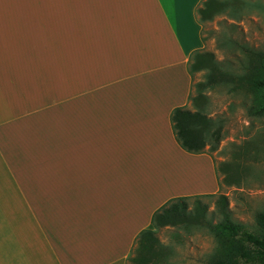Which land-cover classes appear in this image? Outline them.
Instances as JSON below:
<instances>
[{
  "label": "crops",
  "instance_id": "0c3cea01",
  "mask_svg": "<svg viewBox=\"0 0 264 264\" xmlns=\"http://www.w3.org/2000/svg\"><path fill=\"white\" fill-rule=\"evenodd\" d=\"M205 0H0V264H129L176 198L215 195L185 152Z\"/></svg>",
  "mask_w": 264,
  "mask_h": 264
},
{
  "label": "trees",
  "instance_id": "16d2710c",
  "mask_svg": "<svg viewBox=\"0 0 264 264\" xmlns=\"http://www.w3.org/2000/svg\"><path fill=\"white\" fill-rule=\"evenodd\" d=\"M231 0H205L197 9L201 23L212 20ZM244 6L264 11L259 1L242 2ZM226 42H229L225 38ZM240 51L236 55L237 70H227V67L216 60L213 53L195 51L188 61V72L193 79L194 74L204 72V81L196 84V98H191L194 109L175 108L170 114V122L178 145L190 154H204L217 149L223 137L222 121L210 117L200 107L199 99L202 92L216 85H223L231 92L242 93L246 98V113L252 119L264 118V50L253 48L248 44L232 41ZM236 168L223 167L226 173L223 184L232 185V172L239 173ZM216 169V172L220 171ZM234 170V171H233ZM230 172L231 174H228ZM218 174V173H217ZM220 185V184H219ZM205 195L197 197L176 198L168 201L151 218L150 226L140 232L135 240L129 264H161L166 247L160 243L157 231L162 228H180L193 225H206L215 237L218 247L209 258L208 264H264V208L254 217V229L248 230L242 223L233 221L228 210L226 196L216 198L218 221L214 224L206 222L207 206L203 198L214 197Z\"/></svg>",
  "mask_w": 264,
  "mask_h": 264
},
{
  "label": "rangeland",
  "instance_id": "374dc122",
  "mask_svg": "<svg viewBox=\"0 0 264 264\" xmlns=\"http://www.w3.org/2000/svg\"><path fill=\"white\" fill-rule=\"evenodd\" d=\"M254 1L257 0H231V4L220 9L212 20L203 22L205 51L213 53L217 61L226 62L222 65L232 67L223 69H238L235 57L240 51L232 41L264 50V11L247 5L242 8V2ZM258 1L264 6V0ZM225 38L229 42L224 41ZM203 81L204 72L194 74L192 100L199 95L196 84ZM201 95L200 107L223 124V137L217 149L210 152L207 147L206 154L212 157L215 169L240 167L239 173L232 172V185L223 184L226 173L222 170L217 172L218 193L202 199L207 206L206 222L214 224L218 221L216 198L223 195L226 196L231 219L253 230L255 214L264 208V118L248 117L245 96L231 92L223 85L206 89ZM192 100L190 110L194 109ZM157 237L167 250L161 264H208L218 247L206 225L162 228L157 231Z\"/></svg>",
  "mask_w": 264,
  "mask_h": 264
}]
</instances>
